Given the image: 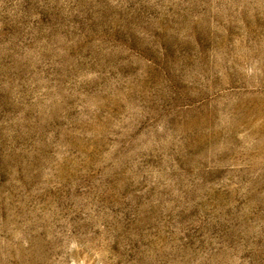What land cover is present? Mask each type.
<instances>
[{
	"label": "rangeland",
	"instance_id": "1",
	"mask_svg": "<svg viewBox=\"0 0 264 264\" xmlns=\"http://www.w3.org/2000/svg\"><path fill=\"white\" fill-rule=\"evenodd\" d=\"M0 264H264V0H0Z\"/></svg>",
	"mask_w": 264,
	"mask_h": 264
}]
</instances>
